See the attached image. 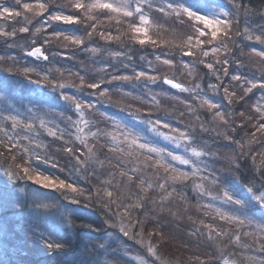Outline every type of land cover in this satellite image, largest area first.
<instances>
[{
  "label": "snow or ice",
  "instance_id": "6c2138e0",
  "mask_svg": "<svg viewBox=\"0 0 264 264\" xmlns=\"http://www.w3.org/2000/svg\"><path fill=\"white\" fill-rule=\"evenodd\" d=\"M231 4L235 10L231 13L223 12L221 17L202 15L179 0H68L67 4H59L57 0H12L11 3L9 0H0V39L15 40L19 34H29L30 43H13L8 47H19L30 57L49 61L44 46L56 41H61V46L70 51L53 53V56L61 55L71 60L75 58L71 50L81 48L86 52H100L98 47H87L96 37L105 41V51L113 43L120 44L125 37L134 44L151 45L160 50V54L154 55L153 60H148L147 56L140 57L147 65L142 70H137L135 62L127 53L109 52L110 56L120 58L121 62L127 60V63H122L125 72L118 74L120 69L109 64L99 69L103 75L93 79H89L88 69L83 66L81 71L57 68L59 78H54L51 70L43 71L36 66L23 65L13 55H0V69L21 75L38 86H46L57 93V99L65 101L76 116L73 119L67 112H57L52 107L39 115L33 114L32 109L20 112L8 107L7 103L0 105V162L6 164L9 175L14 179H27L45 188L62 191L65 199L74 203L81 202L79 198L85 196L86 190L80 187L78 181L54 178L32 166L33 160L56 166L49 155L40 151L45 147L41 136L46 131L54 141L61 142L57 151H62L74 161L72 167L75 172L80 173L82 179H88L89 169L95 172L96 164L102 169L107 165L112 170L111 179H105L94 186L95 192L89 191L85 201L99 204L105 212L107 224L118 228L124 237L141 245L146 255L154 258L149 260L138 256L136 259L140 260V264H168L159 254L166 240L164 231L156 226L152 231L147 229V224L158 220V217H150V212L156 210L158 216L165 212L172 214L165 207V202L172 198H179L187 204L188 197L182 189L187 187L185 182L190 180L191 187L198 196L202 193L211 197L207 205L197 204V208L204 209V216H208L209 210L214 209L219 220L236 226L235 230L228 231L200 219L198 223L203 227L193 228L188 233V240L204 239L210 242L207 246L213 247L215 251L211 255L202 253L206 259L197 255L194 258L196 264H233L228 249L241 244L242 238L250 237L253 245L258 246L264 254V223L257 222L248 215L222 211V206L226 204L241 205L243 202L221 185L220 177L210 170L212 165L206 158L219 156L220 150L215 149L209 141L201 139L206 133L216 132L220 139L235 145V148L229 147L224 153L223 158L227 160L226 170L239 179L236 172L239 162L250 158L255 171L260 174L259 181L264 183V148L259 152L253 150L254 144L264 141V28L256 31L247 23H242V18L264 14V5L256 9L243 3V0H231ZM9 21L11 25L7 24ZM113 21L115 33L112 31ZM54 25H82L83 31L56 30ZM162 33L168 34L170 38H162ZM37 36L43 41L40 45L36 43ZM241 36L248 41H255L261 47H250L245 53L236 40V37ZM164 48H167V52ZM245 56L252 62L253 67H258L259 75L253 72L249 76L244 72ZM157 64L165 66L173 73L177 70L182 74L186 73L192 81L191 86L176 82L175 75L161 73L154 66ZM200 65H204L207 71L201 69ZM129 69L130 73L127 71ZM201 72L209 76L210 80L214 78L215 82L205 85ZM160 80L179 89L181 93H188L185 99L178 95L171 97L181 103L185 111L172 115L175 108L162 109L161 101L151 89L138 95H134L133 91L121 92L122 98L115 101V105L128 112L132 118L148 125L157 137L178 146L183 145L185 153L190 151L191 156L176 154L159 143L142 137L128 125L99 112L96 104L66 91L69 87L77 91L92 90L89 94L98 96L99 101L113 103V91L107 87L101 88V85L117 81L130 82L135 90L139 84L147 86L157 84ZM7 87V81H0V89ZM209 90L213 94L221 93L222 90L227 106L214 102L207 95ZM257 91L262 95L249 103ZM145 94L150 99L144 100ZM163 95L168 96L169 93L165 91ZM125 100H131L132 103H125ZM136 102L146 107H136ZM237 107L243 110L237 112ZM198 108L206 109L211 114V120L202 119L197 114ZM89 110L97 113L103 122L110 121L114 130L93 124L86 118ZM161 110L164 115L153 118L154 111ZM185 112L190 117L187 121L184 119ZM56 119L65 121L66 127H61ZM172 120H177L181 127L174 126ZM93 126L96 127L94 132L90 130ZM21 132L24 134L21 135ZM101 155L105 159H100ZM177 161L181 165H191V171L177 167L174 163ZM148 169L152 170L151 173ZM196 177L199 182H195ZM255 183L247 182L243 186L259 206L264 208V189L257 191ZM206 184L217 186L215 194L206 188ZM122 185L128 187L126 195L121 193ZM178 188L181 190L178 191ZM156 195L159 202L154 198ZM216 201H222V206L217 207ZM37 206L47 208L52 205ZM188 219L192 220V217L189 216ZM42 242L49 250L63 248L62 244L50 238ZM99 245L104 247V243ZM253 245L244 243V247L249 250ZM129 252H125V255ZM249 259L251 264H264V258ZM112 261L113 264H124L117 259Z\"/></svg>",
  "mask_w": 264,
  "mask_h": 264
},
{
  "label": "rangeland",
  "instance_id": "374dc122",
  "mask_svg": "<svg viewBox=\"0 0 264 264\" xmlns=\"http://www.w3.org/2000/svg\"><path fill=\"white\" fill-rule=\"evenodd\" d=\"M64 1L65 0L62 1V4H67L68 0L66 3H63ZM117 2H118V0H117ZM10 23H11V21L7 22L8 25H11ZM161 36H162V38H166V37H168V34L162 33ZM35 39H36L37 45H40V43H39L40 37L37 36V37H35ZM13 43H15L16 45L30 43L29 34L21 35V36L17 37L15 40L0 39V55H5V54L6 55H13V56H16L17 59L20 61V63L23 65L36 66L43 71L51 70V76L54 78H59V73L56 72L57 68H60L62 70L71 69L72 71H81L82 66L86 67L88 69L89 79H93L96 76L103 75V73H101L99 71V69L102 67H107L109 64L114 65L120 69V73H118V74H123L125 72V70H123V71L121 70V68H122L121 62L120 63H114L113 62L114 60H110V62L114 63V64H112V63H109L107 61H103L100 58L97 59V61L93 60L95 57H98V56H95L96 54L91 52V51L86 52L82 48L79 50H77V49L71 50V54L75 57L74 59H71V60H69L65 56H61V55L53 56V53H61V52H69L70 51L69 49H64L61 46L62 43H60V42H59L58 46L54 47L55 52H53L54 51L53 49L49 50L48 48H46L44 46L46 49V54L49 56V61H43L42 58L38 59L36 57L27 56L26 53L21 51V49L19 47H11V48L8 47L9 44H13ZM87 47L89 49H91L94 46H92L91 42H90L87 45ZM90 53H92L93 55H90ZM158 54H160V52L154 51V52H151V53L145 54V55L141 54V56H147L148 60H153L154 55H158ZM186 59H189V58H186ZM133 61L135 62V66H136L137 70H142L144 68H147L146 62L141 61L140 58L138 59V61H136L135 59H133ZM123 63H127V62L125 61ZM137 63L139 65H137ZM250 63H251V61H250ZM247 65L248 64H245L244 68H247ZM7 66L8 65H5V67H7ZM154 66L157 67L161 73L168 72L170 76L175 75L176 82L184 83L185 86H191L192 81L190 78L187 77L186 73L182 74L178 70L173 73V72H170L165 66L159 65V64L154 65ZM247 69H248V71H250L247 73L250 76L251 73H253V70H255V69L257 70L258 68L255 67V69H253L252 67H250L248 65ZM127 71L130 73V69ZM255 73L257 75L259 74V72H256V71H255ZM81 74H84V73L81 72ZM65 75H67V73H65ZM33 79H35V77H33ZM0 81H7L9 84V87H7L6 89H0V91H3V92H0V105L7 103L8 107H10L12 109H16V110L21 112V110L19 109L20 106L15 105V103L17 101L16 98H19L18 93L23 94L22 92L25 91V94H27L28 96L31 95L35 90V89H33V92H32V88L33 87L35 88V86H34L35 83L28 81L25 77H23L21 75L13 74V73H7V72L3 71V69H0ZM23 82L31 85L32 86V87H30L31 89L30 88H28V90L25 89L23 87ZM104 87H107V88H109L110 91H113V97H112L113 103H105V102L99 101L98 96H92L89 94V92L92 90L86 89V90H83L81 93V91H77V89L69 87L66 89V91L71 95H78L81 99L86 100V101H90V102L96 104V108L99 110V112H103V113H106L110 117H114L115 120L120 121L123 124L128 125L135 132L139 133L142 137H147L148 139H151L150 134L151 135L153 134L154 136H156L154 133H152L150 131L149 126L146 125L145 123L141 122L138 119L132 118V116L128 112L122 110L120 107H117L115 105V101L120 100L122 98L121 92L133 91L134 95H138V94L146 93V89H151L152 93L157 94V99H159L161 101L162 109L163 108H169V109L175 108V112L172 113V115H178L179 112L185 111V109L181 103H179L176 100H173L171 97L173 95H178V96H180L181 99H185L188 97V93H181L179 89L172 88L170 85L165 84L162 80L158 81L157 84H149L147 86H145L143 84H139V85H137L135 90L133 89L132 84L130 82H120V81L101 85V88H104ZM43 88L46 89V91H44ZM116 89H120V91H114ZM37 90H39V89H37ZM39 91L46 92L48 94V96H50L51 100L54 102L59 100L56 98V95H58V94L51 91L49 88H47L44 85L40 86ZM165 91L169 93L168 96L163 95V93ZM207 95L213 99L211 94L207 93ZM261 95H262V93L257 91L255 93V96L252 97V101H249V103L254 102ZM53 97H55L56 101L53 99ZM148 99H150V97L147 94H145L144 100H148ZM214 102H215V100H214ZM64 103H65V105H61L58 107L59 111L67 112L66 113L67 115H71V116H73V119H76V116L73 114L74 110H71L70 106L67 105V103L65 101H64ZM125 103H132V101L131 100H125ZM26 106L27 107H25V109H32L33 114L37 113L39 115H43V111H45L49 108L48 106L38 108L37 105L30 104V103H27ZM135 106L136 107H146V105H142L139 102H136ZM224 106L226 107L227 104H225ZM154 107L155 106L153 105V108ZM38 109H42V111L38 112L37 111ZM59 111H57V112H59ZM197 114H199L201 116V118L204 120H211V114L206 109H199L198 108ZM157 115H164L163 110H161L159 112L154 111L153 118H155ZM86 118L91 120L93 122V124H99V126L101 128H106L108 130H114V126L111 124L110 121L109 122H103L102 118L97 113H94L91 110H89V114ZM47 119H53V118L47 117ZM184 119H185V121L190 119L189 115L186 112H185ZM56 123H59L61 127H66L65 121H62L60 119H56ZM171 123L176 127H181V125L179 124V122L177 120H172ZM210 127H211V125H210ZM249 127H251V126H249ZM90 130L93 132L96 131V127L93 126L90 128ZM252 130L254 131V129H252ZM72 131L74 132L75 130L72 129ZM87 131H88V129H86V132ZM217 131H221V129H217ZM42 134L47 135L48 133L46 131H44V132H42ZM241 135H245V133H241ZM51 138H53V137H51ZM157 138H159V142H156L153 139H151V140H153L154 142L159 143V145L163 146L162 144H160V140H162L163 142L166 143V148H168L171 151H174L176 154H179V155H185L186 154L188 156H191L190 151L188 153H185L183 145L178 146V145L172 144L169 141H165L160 137H157ZM201 139L209 141L210 143H212V146L215 149L220 150L219 156L206 158L207 162L212 165V168L210 170L214 171L216 176L220 177V184L221 185H224L229 191H231V193L233 194V196L236 199H239L243 202L241 205H234V204L229 203V204L222 206V201H216V206L217 207L222 206V211H233L237 214L248 215V216L252 217L254 220H256L257 222L264 223V208H261L259 206V204L251 197V195L246 191V189L243 186L244 183L254 181V182H256L255 188L257 191L264 189V183H261L259 181V175L260 174L257 173L255 170H253L254 166L252 164L251 159L245 158L239 162V167L236 169V172L239 176V179H237V177L235 175H233L231 172L226 170L227 169V160L223 158L224 153L227 152L229 147L235 148L236 146L231 145L230 142H228V141H224V140L220 139L217 136L216 132L206 133L201 137ZM53 140H54V138H53ZM59 143H60V141H58V144ZM262 148H264V141L257 142L256 144L253 145L254 152H259ZM105 151H107V150L105 149ZM66 157L68 158L69 156L66 155ZM122 158L128 159L126 157H122ZM100 159H105V157L103 155H101ZM73 163H74V161L71 159L70 160V166H67V168H65L64 170L68 171L67 169H69V170H71V172H75L73 167H72ZM113 163H115V161H113ZM174 163L176 164L177 167L181 168L182 170L191 171V165H181V164H179L178 161L174 162ZM245 164L253 167L251 172H248L245 170L246 168H248V166ZM33 167L38 169L39 171H41L35 165H33ZM105 167L106 168L102 169L99 164H96L95 165V172L93 173L92 169H89L88 174L90 175V177H91V175L94 177L95 175H98L99 172H102L109 177L108 179H111L110 173L112 170L110 168H108V166H106V165H105ZM201 167H203L202 164H201ZM257 167H258V162H257ZM147 171L149 173H151L152 170L148 169ZM41 172H43V171H41ZM54 172L55 173L59 172V169H56ZM43 173L47 174L49 176H52L54 178L59 177L58 175H51V174H48L46 172H43ZM249 174L251 176L253 175V178H250ZM0 177L2 178V176H0ZM4 179H8L11 182L19 181V183L14 184L13 187H10V186L5 185L4 183L0 182V214H2L0 216V264H7L6 263L7 259L5 257L6 253L2 248V244L11 247L14 250L19 249L20 256L26 255L28 253L27 251L30 249V247H33V246H31V244L29 242H27V241H30L32 239L30 237L37 236V234H39L41 236L42 234L46 233L44 228L40 224L32 223L30 226V220L34 219V218H36L37 220H41V221L46 220L45 218H48V220H49V215H48V213H45V212H46V210L52 209V207H47V208L38 207L37 205L45 204V203H41V200H40V198H38V196L36 198H34L33 201H31L33 198L31 196V194H28V197H30V200H28V202L24 206L23 210L18 211L17 208H14L18 202V200H16L15 194L19 191L23 193L24 187H26L27 184H28V186H31L33 184H35V185H39V184H36L35 182L27 180V179H19V178L14 179L11 175H9L8 172H7V177ZM60 179H63V178H60ZM80 179L83 180L81 177H80ZM105 179H107V178H105ZM105 179H100L99 182H102ZM117 179H119V177H117ZM195 182H199L198 177L195 178ZM185 183L187 184V187H183L182 191L188 197L187 204H185V202L180 200L179 198H172L169 201L165 202V207L170 209V212L172 214L165 212L164 214H159V216H158V212L156 210H153L150 212V217H152V216L158 217V220L154 221V223L156 225H160L162 230L165 233L166 240L163 243V247L160 249L159 254H161L162 260L165 262H168V264H192V262L189 260L187 261V258L185 257L188 254H191L190 256H192V257L190 258V260H192L196 264L194 256H197V255L203 256L202 253H205V252L209 253V255L213 254L215 249L213 247L207 246L208 243H210V242H207L204 239L197 241L196 238H192L191 241L188 240V233L190 231H192L193 228H195V227L202 228L203 227L198 223V221L200 219H204L205 223H214L217 228H223V229H226L228 231H233L236 228V226L233 224H229L225 221L219 220V217L216 215L214 209L209 210V215L205 217L204 216V209L203 208H197V204L199 203L202 205H207L211 201V197L206 196L202 193L198 196L197 193L194 192L192 187H191V184H192L191 180L188 182H185ZM80 187H83V186L80 185ZM206 188L215 194L217 186L211 185V184H206ZM84 189L86 190L85 196H87L88 195V189L87 188H84ZM180 190L181 189L178 188V191H180ZM94 192H95V190H93V193ZM127 192H128V187L122 185L121 186V193L123 195H126ZM85 196H81L82 198H84V199H82V202H85ZM201 196L203 197L202 199H201ZM154 198L157 199V202H159L158 195L154 196ZM31 203L34 204V206ZM90 204L91 203L85 202L86 206H89ZM150 207H151V205H150ZM8 210H12V212L9 213V212H7ZM71 211H72L71 207L69 206V208H68L64 204H62L58 208L54 207V211H52L51 212L52 214L50 215L52 218L53 224L56 227V229H54V230H56L60 233L64 232V231H66L68 233H72L71 225H70L71 222L68 219L69 215H71ZM25 215L29 216L31 218H27ZM189 216L192 217V220L188 219ZM101 221L104 222V218H102ZM56 223L59 224V226H57ZM87 225H92V224L89 223ZM26 226L28 227L27 229H26ZM92 227H94V226L92 225ZM96 227L97 226L95 225V227L93 229L99 231ZM244 230L248 231L249 229H244ZM118 234H119V236H118ZM118 234L116 235L117 236L116 238H114V236H115L114 234H113L114 236L113 235L111 236L112 238H114L113 243L111 242L112 240L107 239V238H105L103 241H100V243H104V247H101L99 245V243L94 242L95 246H96V250L98 251V253H102V259L99 258L101 256L99 254L100 256H98L95 259L96 262L90 261L91 264L92 263L98 264L102 260L104 262L110 261L113 264L112 260L117 259V258L122 260L121 258H125V256L128 257L127 259H129V258L136 259V257H135L136 255L146 256L144 248L141 246H138V244L135 243L134 241H133V244L136 245V247H135L136 249L129 247L127 244L125 245L123 243H120L118 240H119V238H121L122 234L120 232H118ZM205 235H206V233H205ZM122 237L125 238V240H127V241L129 240V242H130V239H128L127 237H124V236H122ZM174 239H176L178 241L177 244L176 243L173 244ZM109 241H110L111 245H109ZM245 242L249 245L253 244V241L250 237L249 238H242L241 244L236 245L235 247H230L228 249L230 260L233 262V264H247V262L250 261V259H249L250 257H248V256H249L250 251H252V249L249 250V249L245 248L244 247ZM117 243H120V244L118 245ZM253 246L254 247H252V248L256 247V245H253ZM87 247H88V249L89 248L93 249L92 246H90V245H88ZM23 249L26 252H24ZM109 249H111V251H109ZM239 249H240V252L237 251ZM102 250H106V251H104V253H103ZM254 250H257V249L255 248ZM127 251H130V252L128 253V255H125V252H127ZM88 252H90V251H88V250L85 251V249H84L83 252H80V256L79 255H74V257L70 256L67 258V260H69L70 263H72V264H78V262L80 261L79 258L82 255L87 256ZM107 253H108L109 257H112V256L113 257L108 258ZM250 256H252V257L257 256L258 257L259 255L250 254ZM88 257H89V255L87 256V258ZM204 258L206 259L207 257L203 256L202 259H204ZM259 258H264V254L260 255ZM242 261H246V263H242ZM110 262H108V263H110ZM68 263L69 262H66L65 259H58L56 262V264H68ZM127 264H132V263H127ZM249 264H251V262Z\"/></svg>",
  "mask_w": 264,
  "mask_h": 264
},
{
  "label": "trees",
  "instance_id": "16d2710c",
  "mask_svg": "<svg viewBox=\"0 0 264 264\" xmlns=\"http://www.w3.org/2000/svg\"><path fill=\"white\" fill-rule=\"evenodd\" d=\"M62 1L63 0H57V3L62 4ZM11 2H12V0H9V3H11ZM66 2H67V0H65L63 3H66ZM179 2L183 3L186 7L191 8L193 11H196L202 15H208V16H221L222 17L223 12H230L231 13L235 10L233 5L231 4V0H179ZM243 3L250 5L252 8L258 9L261 5H264V0H243ZM100 18L103 19V17H100ZM242 23H247L249 27H253L254 30L259 31L261 28H264V14H255V15H252V16H249L246 18H242ZM34 25H35V21H34ZM54 27H56V30H63V31H79V30L81 32L83 31L82 25L81 26L54 25ZM123 27H126V25H123ZM49 31H51V29ZM112 31L115 33V21L112 22ZM21 35H25V34H19L18 37ZM168 38H170V37L168 36L165 39H168ZM236 40H237V43L243 47L245 53H247V51L250 47H257V48L261 47V45H259L255 41H248L242 36L236 37ZM42 42L43 41L40 38L39 43L42 44ZM59 42L62 43L61 41H56L50 45H45V47L48 48L49 50L53 49L54 50L53 52H55L54 47L58 46ZM91 45L101 49L100 52H95V54H96L95 56H98V57H95L93 60L97 61V59L100 58L103 61H107V62L112 63V64L120 63L121 60H120V58L110 56L109 52H124V53H127L128 55H130L132 60L135 59L136 61H138V59L141 57V54L145 55V54H149V53L154 52V51L160 52L159 49H155L151 45L140 46L138 44H134L132 42H129L127 40V37H125L120 44L113 43L107 51H105V41L101 40L99 37H96L94 40H92ZM163 50L165 52H167V48H164ZM90 55H93V54L90 53ZM205 59H207V58H205ZM110 60H114L113 61L114 63L110 62ZM125 61L127 62V60H124L123 62H125ZM245 61H246L245 64H248L250 67L255 69V67H253V64H251L252 62L250 63V61L248 60V58L246 56H245ZM123 62H121V63H123ZM137 65H139V64L137 63ZM248 65H247V68H248ZM199 67L201 69H203L204 71H207L204 65H200ZM247 68H244V72L246 74L248 72H250V71H248ZM121 70L122 71L124 70L123 67L121 68ZM255 71L259 72L258 69L253 70V72H255ZM201 75L203 76V83L205 85H207V83H209V82H215L214 78H212L210 80L209 76L203 75V72H201ZM226 81H227V78H225V82ZM23 87L28 90V88H30L32 86L29 85L28 83L23 82ZM33 89H35L34 92H33ZM44 91H46V89H44ZM82 91H81V93H82ZM32 92L33 93L29 96L27 94H25V91L22 92L24 95L18 93L19 98H16L17 101H16L15 105L20 106L19 109L21 110V112H24L25 107H27L26 106L27 103L35 104V105H37L38 108L45 107V106L56 108V111H59V109H58L59 106L65 105V103L62 99H59L56 101L55 97H53V99L56 102L52 101L50 96H48V94L46 92H41V91L37 90L36 86H35V88L34 87L32 88ZM208 94L212 95V97L216 103L221 104V105L227 104L226 99L222 95V90H221V93H217V94H213L209 90ZM56 98H57V95H56ZM235 110L237 112H239V111H242L243 109L237 107ZM20 134L23 135L24 133L21 132ZM150 136H151V139L155 140L156 142H159V138H157V136H154L153 134L152 135L150 134ZM237 138H239V136ZM41 139L44 142L45 147L40 149V151L49 155L52 159V162L55 163L56 166L53 167L52 164H45L42 161H37V160L32 161V166L35 165L41 171L46 172V173L51 174V175H58L60 178L69 180V182L78 181L79 185L88 189V193H89V191L93 192V190H95L94 186L101 183V182H99L100 179H105V178L108 179L109 178L106 174L99 172L98 175H95L94 177L92 175L90 177V175L88 174V179L81 180L80 179V173L71 172V170H69V169H67L68 171L64 170L62 172L60 169H65V168H67V166H70V160L71 159H70V157L67 158L66 154L63 153L62 151H57V148L60 147L61 142L58 144V141H54L53 138H51L48 134L47 135L42 134ZM49 142H53V143L49 144ZM160 144H162L163 146L166 147V143L163 142L162 140H160ZM245 165H247V164H245ZM247 166H248V168H246L245 170L248 172H251L253 167L249 166V165H247ZM6 167L7 166L4 162H0V176H2V178L0 177V179L2 180V181L0 180V182L4 183L5 185H8L10 187H13L14 184H18L19 181L11 182L8 179H4L7 177ZM104 168H106V167H104ZM56 169H59V172L55 173L54 171ZM253 170H255V169H253ZM250 178H253V175L252 176L250 175ZM28 194H31V196L33 198L31 201H33L34 198H36L38 196V198H40V200H41V203L52 205L51 210L49 209V210H46V212L44 211L45 213H48L49 220H48V218H45L46 220H43V221L37 220L36 218L31 219V220L29 219L30 220V226L32 223L40 224L44 228L46 233L42 234L41 236L39 234H37V236L30 237L32 239L30 241H27V242H29L31 244V246H33V247H30V249L27 251L28 253L26 255L20 256L19 249L14 250L11 247L2 244V248L6 253L5 257L7 259V261H6L7 264H56L58 259H65L66 262H69L68 264H72V263H70L69 260H67V258L70 256L74 257V255L80 256V252H83L84 249H85V251L86 250L90 251L87 253V256L89 255V257L87 258V256L82 255L79 258L80 261L78 262V264H91L90 261L94 262L95 259L100 255L101 256L99 258L102 259V253H98V251L96 250L95 243H100V241H103L105 238L112 240L111 242L113 243L114 238L117 237L116 235L119 232L118 228H114L105 222V218H106L105 212L102 209V207L99 204H97L95 201H92L89 206H86L85 205L86 201L82 202V199H84L82 197L79 198L81 201L80 203H74L71 200L65 199L62 191H57L54 189H48V188H45L43 186L35 185V184L28 186V184H27V186L24 187L23 193L19 191L15 194L16 200H18V202L14 208H17L18 211L23 210V208L26 205V203L28 202V200H30V197H28ZM62 204H64L68 208H69V206L71 207L72 211H71V215H69L68 219L71 222L70 225H71L72 233H68L66 231H64L65 233L64 232L60 233V232L54 230V229H56V227L54 226L52 218L50 215L52 214L51 212L54 211V207L58 208ZM32 205L34 206V204H32ZM113 211H115V206H113ZM7 212L11 213L12 210H8ZM1 215L2 214H0V216ZM134 215H136V213H134ZM26 217L31 218L29 216H26ZM102 218H104L105 223L101 221ZM89 223H91L94 227L96 225L97 226L96 228L99 231L93 229L94 227H92V228L86 227V225ZM57 226H59V224H57ZM154 226L161 228L160 225H156L155 223H149V224H147L148 231H152ZM27 228L28 227L26 226V229ZM113 234L114 235L116 234V235L114 236ZM112 235L114 236V238L111 237ZM118 236H119V234H118ZM122 236L123 235H121V238H119V240H118L120 243H123L125 245L127 244L129 247L136 249L135 248L136 245L133 244V241L130 240V242H129V240L128 241L125 240V238H123ZM48 238H50L54 242H59L60 244L63 245V248L58 249V250H54V251L49 250L45 246V244L42 242L43 240L48 239ZM177 242L178 241L176 239H174L173 244H175V243L177 244ZM120 243H117V244L119 245ZM88 245L92 246L93 249H91V248L88 249V247H87ZM109 245H111L110 241H109ZM138 246H141V245L138 244ZM252 247H254V246H252ZM255 248L257 250H254ZM255 248H251L252 251H250L248 257H252V256H250V254H254V255L256 254L259 256L262 255L259 248L257 246ZM23 251H24V249H23ZM102 251L104 253V251H106V250H102ZM237 251L240 252V249ZM24 252H26V251H24ZM190 255L191 254H188L185 256L187 258V261L189 260L192 262V264H195L192 260H190V258L192 257ZM138 256L143 258V259H149V260L154 259V258L148 257L147 255L146 256L136 255L135 257H138ZM259 256L258 257L256 256V257L259 258ZM107 257L112 258L113 256L109 257L108 253H107ZM195 257L196 256H194V258ZM127 258L128 257L125 256V258H121L122 260H120L118 258H117V260H119L121 262L124 261L125 262L124 264H127V263L140 264L139 259H133V258L127 259ZM201 258H203V256H201ZM108 262H110V261H108ZM108 262H104L102 260L98 264H101V263L102 264H112L111 262L110 263H108ZM242 263H246V261H242ZM249 263H250V261L247 262V264H249ZM92 264H94V263H92Z\"/></svg>",
  "mask_w": 264,
  "mask_h": 264
},
{
  "label": "water",
  "instance_id": "95a60500",
  "mask_svg": "<svg viewBox=\"0 0 264 264\" xmlns=\"http://www.w3.org/2000/svg\"><path fill=\"white\" fill-rule=\"evenodd\" d=\"M40 88V86H38Z\"/></svg>",
  "mask_w": 264,
  "mask_h": 264
}]
</instances>
